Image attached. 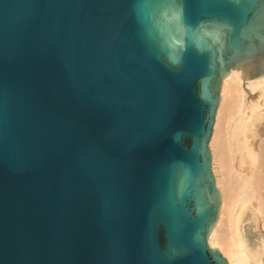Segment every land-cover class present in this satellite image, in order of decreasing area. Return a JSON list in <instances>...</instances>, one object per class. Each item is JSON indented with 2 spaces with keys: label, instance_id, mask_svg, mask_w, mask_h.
<instances>
[{
  "label": "water",
  "instance_id": "95a60500",
  "mask_svg": "<svg viewBox=\"0 0 264 264\" xmlns=\"http://www.w3.org/2000/svg\"><path fill=\"white\" fill-rule=\"evenodd\" d=\"M232 70L264 76V0H0V264H229Z\"/></svg>",
  "mask_w": 264,
  "mask_h": 264
},
{
  "label": "bare ground",
  "instance_id": "6f19581e",
  "mask_svg": "<svg viewBox=\"0 0 264 264\" xmlns=\"http://www.w3.org/2000/svg\"><path fill=\"white\" fill-rule=\"evenodd\" d=\"M240 76L223 81L209 145L221 207L208 242L229 264H264V92L244 90Z\"/></svg>",
  "mask_w": 264,
  "mask_h": 264
},
{
  "label": "rangeland",
  "instance_id": "374dc122",
  "mask_svg": "<svg viewBox=\"0 0 264 264\" xmlns=\"http://www.w3.org/2000/svg\"><path fill=\"white\" fill-rule=\"evenodd\" d=\"M249 81H252V80H246V81H242V88L244 89V90H247V91H249V92H252V93H255L256 94V92L258 93V95L260 94V93H262V91L264 92V85H262V86H259V87H255V88H253V89H251V87L249 86ZM262 99H263V97H261ZM212 170H213V165H212ZM215 176V175H214ZM211 247V246H210ZM212 248V247H211ZM224 256V255H223ZM225 257V256H224Z\"/></svg>",
  "mask_w": 264,
  "mask_h": 264
},
{
  "label": "snow or ice",
  "instance_id": "6c2138e0",
  "mask_svg": "<svg viewBox=\"0 0 264 264\" xmlns=\"http://www.w3.org/2000/svg\"><path fill=\"white\" fill-rule=\"evenodd\" d=\"M181 11H182V9H181Z\"/></svg>",
  "mask_w": 264,
  "mask_h": 264
}]
</instances>
